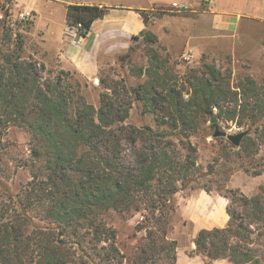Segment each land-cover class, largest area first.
Masks as SVG:
<instances>
[{"label":"trees","instance_id":"16d2710c","mask_svg":"<svg viewBox=\"0 0 264 264\" xmlns=\"http://www.w3.org/2000/svg\"><path fill=\"white\" fill-rule=\"evenodd\" d=\"M65 8L66 23H80L81 36L86 35L93 20L106 12L105 6L95 4H67ZM139 14L147 26L144 10ZM3 27L0 139L9 126L26 129L32 141L31 166L38 165L39 172L33 173L21 197L12 194L0 179V264H114L112 259L122 264V257L129 264H146L149 256L144 247L133 258L120 253L116 232L101 214L110 209L140 211L139 194L153 188H159V201L169 200L178 190V181L183 184L187 178L195 151L189 141L181 142L187 153L180 156L169 137L182 133L189 137L201 118L231 120L246 110L247 116L254 117L253 106L249 105L252 99L254 104L260 102L261 92L256 91L260 86L247 75L244 81L249 87L232 88L224 74L203 63L202 70L189 71V96L184 98L182 90L169 82L164 60L150 49L149 66L137 71L138 75L147 74L148 79L130 87V91L134 99L142 101L145 111L153 114V124L130 125L124 123L131 104L124 84L121 92L117 80L110 83L99 78L103 90L94 105L80 92L79 82L70 81L68 70L59 69L50 76L52 70L44 62L24 54L21 33L15 31L12 40L11 26L5 22ZM132 38L144 43L158 40L149 29ZM238 99L241 102L235 109ZM15 196L16 205L11 206ZM235 201L251 209L246 216L253 214L254 218L246 223L240 212L227 205L229 219L225 227L200 228L193 238L194 253L204 264L218 258H228L233 264H255L246 246L251 234L247 225L264 220V194H239ZM150 205L155 207L154 203ZM28 208L42 211L41 219L35 221L27 213ZM152 233L149 231V235ZM165 234L162 230L163 237ZM230 237L236 238L234 244L229 243ZM168 244L171 250L176 247L175 240ZM73 245L79 251L78 262ZM151 263L155 264L154 259Z\"/></svg>","mask_w":264,"mask_h":264},{"label":"rangeland","instance_id":"374dc122","mask_svg":"<svg viewBox=\"0 0 264 264\" xmlns=\"http://www.w3.org/2000/svg\"><path fill=\"white\" fill-rule=\"evenodd\" d=\"M22 1L23 5L35 1L34 7L39 14L37 19L39 25L45 18H50L51 33H56L61 28L64 10L59 4L53 5L52 0ZM211 1L216 2V0H196L184 5L168 7L152 5L148 9H143L144 14L148 16L147 28L156 34L157 42L144 43L140 38H132L126 51L112 56L100 65L96 81L84 79L76 72L69 71L72 74L70 81L77 80L79 90L86 101L94 105L98 104L99 93L103 90V84L99 78L106 79L110 83L112 80H117L121 92L124 91L122 88L124 84L125 90H128L126 95L131 101L124 123L135 126L153 124V114L145 111L142 101L134 99L130 91V87L148 79L147 74L138 75L137 71L140 67L149 66L150 49L164 60L169 82L176 84V88L182 90L184 98L189 96V71L202 70L203 63L213 65L224 74L232 88H235V85L249 87L250 85L244 81L247 75L260 86L256 90L258 93L261 92L260 102L254 104L252 99L249 105V108L253 106L251 112L254 117L247 116L248 110H246L245 114L240 113L231 120L215 117L217 121L214 126L210 125L209 119L201 118L196 121V131L189 133V137H185L184 133L169 137L173 140V147L182 157L187 150L181 142L189 141L195 148L192 155L194 164L189 166L188 175L183 184L178 181V190L169 200L166 198L159 201V188H153L145 194H139L137 200L141 207L140 211L110 209L101 214L107 225L114 228L116 232L115 240L120 253L133 258L144 247L149 256L146 264H152V259L155 264H175L176 247L179 243L185 248L179 255H195L194 249L188 250L187 247L192 244L200 228L225 227L229 219L225 210L227 205L230 209L240 212L243 216L242 220L247 223L248 219L254 218L253 214L246 216L252 211L240 206L235 198L239 194L247 197L264 194L262 190L264 187V116L261 115L264 112V33L261 37H256L257 32L259 35L262 29L264 32V26L262 28V25H252L241 39L238 52L235 51V31L230 29H221L214 35L206 31V34L202 35L204 39H192L196 13L208 11L209 6L212 5ZM217 2L231 4V0ZM20 10L21 7L12 6L10 0H0V40L4 29L3 24L6 22L12 29V40L15 31L21 33L24 40V54H31L37 60L44 62L45 66L52 70L50 76L55 75L61 68L55 60V52L49 54L43 50L40 43L41 33L33 28L35 12L31 10V18L22 20L19 18ZM210 23L212 24V21L206 20L203 26L210 28ZM67 25L65 18L64 28ZM256 44L257 47H255ZM195 46H198L200 50ZM249 51L252 54L248 55ZM187 52H191L192 57L187 59ZM44 76L49 78L47 73H43ZM249 93L253 97L254 92L251 89ZM240 102V99L235 102V109L239 108ZM213 111L216 113V107H213ZM216 127L231 134L246 131L239 143L242 147L234 146L225 136L213 137L212 133ZM31 146L29 132L14 125L9 126L0 139V179L7 183L12 194L18 193L20 197L28 181L32 179L33 173L39 172L38 165L31 166ZM211 195L217 198V204L209 198ZM16 197L18 196H15L10 203L11 206L16 205L14 201ZM2 198L0 190V199ZM151 202L155 207H150ZM27 213L32 214L35 221L41 219L42 211L38 209L28 208ZM247 227L251 234L246 246L253 255L252 260L255 264H264V220H253ZM162 230H166L164 237ZM149 231L153 232L152 235H149ZM171 240H175L174 250H171L168 244ZM235 240V237L228 239L231 244H234ZM72 249L75 250V260L78 262L79 251L75 249V245ZM195 256L193 264H197L198 260L204 264L200 255ZM218 259H223L220 260L221 264L224 262L233 264L228 258ZM121 260L122 264H129L125 258L122 257ZM96 261L99 262L97 259ZM111 262L117 264L115 259ZM109 263L110 261H105L102 264ZM243 264H252V262Z\"/></svg>","mask_w":264,"mask_h":264},{"label":"crops","instance_id":"0c3cea01","mask_svg":"<svg viewBox=\"0 0 264 264\" xmlns=\"http://www.w3.org/2000/svg\"><path fill=\"white\" fill-rule=\"evenodd\" d=\"M46 1V0H42ZM60 5L64 10V16L61 22V28L56 33H51L50 18H45L42 24H38V11L34 7V2L30 4L22 3L20 0H10L11 5L24 7L25 9L35 12V20L33 28L41 33V41L43 50L46 53L55 52V60L59 68L76 72L84 79L93 80L97 78V72L100 65L104 64L112 56L126 51L133 35L138 34L143 29H148L145 26L139 10L148 9L152 5H184L188 2H196V0H52ZM212 2L208 11L196 13L195 28L192 31V39H204L202 35H214L219 33V30L230 29L235 31V51L238 52V47L241 44V39L247 30L254 24L264 26V0H231V4H218ZM215 3V4H214ZM67 4H95L105 6L106 12L102 17L96 18L90 25V28L85 36L79 34L73 35L65 33V13ZM212 21L210 28L203 26L204 21ZM263 29L257 36H262ZM201 35V36H200ZM249 35V34H248ZM250 36V35H249ZM252 37V36H251ZM76 41V46L72 41ZM258 44V43H257ZM257 44L255 47H257ZM197 49H199L198 46ZM240 48V47H239ZM200 50V49H199ZM252 54L251 51L247 52ZM209 198L217 204L218 200L214 195ZM216 198V199H215ZM197 230V228H194ZM177 259L175 264H193L196 256L179 255L184 252L183 246L179 243L176 247ZM188 250L194 249V243L187 247ZM184 256V257H183ZM220 260L216 259L214 264H221ZM229 264L228 262H224ZM223 263V264H224ZM197 264H202L199 260Z\"/></svg>","mask_w":264,"mask_h":264},{"label":"water","instance_id":"95a60500","mask_svg":"<svg viewBox=\"0 0 264 264\" xmlns=\"http://www.w3.org/2000/svg\"><path fill=\"white\" fill-rule=\"evenodd\" d=\"M217 119L213 116L209 118L210 123H215ZM246 134V131H240L237 133H226L224 130H221L219 128H215L212 136L213 137H223L225 136L234 146H238L240 143L241 138Z\"/></svg>","mask_w":264,"mask_h":264},{"label":"built area","instance_id":"2783aa9c","mask_svg":"<svg viewBox=\"0 0 264 264\" xmlns=\"http://www.w3.org/2000/svg\"><path fill=\"white\" fill-rule=\"evenodd\" d=\"M9 6V5H7ZM31 15H32V12L28 9H25L24 7H21V10L19 12V18L22 19V20H29L31 18ZM80 27V23H77V24H68L65 28V33H68V34H73V35H76V34H79L78 33V28ZM72 43L76 46V41L74 42V40L72 41ZM192 57V53L191 52H187L186 53V58H190ZM96 81V79H95ZM96 83V82H94Z\"/></svg>","mask_w":264,"mask_h":264}]
</instances>
